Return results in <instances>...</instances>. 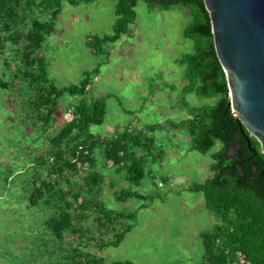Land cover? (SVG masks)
<instances>
[{"label": "trees", "instance_id": "obj_1", "mask_svg": "<svg viewBox=\"0 0 264 264\" xmlns=\"http://www.w3.org/2000/svg\"><path fill=\"white\" fill-rule=\"evenodd\" d=\"M77 5L94 0H0V54L6 67L0 78V90L11 91V102L19 110L24 127L35 131L31 143L22 146V160L29 163L4 172L2 182L22 181L21 190L28 208L43 209L46 218L42 229L51 238H40L34 252L22 257L2 252L6 264H132L107 263L88 251L94 242V229L99 236L98 249L117 246L130 230L123 220L133 218L108 210L100 200L104 177L94 157L98 148L103 159L113 162V172L124 174L130 185L139 186L143 174L141 156L136 149L147 148L150 138L145 133L153 127L123 129L111 137H99L89 128L100 125L105 115V100H87L90 76L98 70L84 72L77 85L57 87L47 76L46 61L41 53L47 37L54 32V22L61 3ZM115 20L110 35H91L88 49L104 54L105 45L128 33L135 22L138 1L163 10L181 6L191 22L183 31L184 38L194 43L192 53L175 63L184 67L182 93L194 94L213 101L210 105L190 106L184 99L180 107L187 118L176 124L186 132L189 149L210 154V175L203 183H192L187 190L202 193L204 206L212 214L211 228L199 234L203 246L202 264H234L235 252H241L251 264H264V156L258 142L249 137L227 107L228 89L224 73L216 57L210 20L203 0H112ZM49 13L45 21L40 15ZM80 96L71 106L72 117L53 134L60 98ZM242 129V130H241ZM22 139L27 136L23 133ZM248 136L250 148L244 138ZM145 150V149H144ZM88 163L85 171L72 160ZM30 171V172H29ZM1 175V174H0ZM1 179V176H0ZM1 182V181H0ZM119 202L141 199L136 192L124 189L115 194ZM45 258V260H41Z\"/></svg>", "mask_w": 264, "mask_h": 264}, {"label": "rangeland", "instance_id": "obj_2", "mask_svg": "<svg viewBox=\"0 0 264 264\" xmlns=\"http://www.w3.org/2000/svg\"><path fill=\"white\" fill-rule=\"evenodd\" d=\"M134 10L135 22L129 26L128 33L106 44L104 54H95L88 49L86 40L91 35L111 34L114 2L99 0L71 5L63 1L54 22L55 31L41 49L47 76L59 88L77 85L84 72L98 70L96 76H90L86 97L89 101L104 99L105 115L100 125L89 128L91 134L111 137L117 130L128 127L154 128L145 133L150 138L148 147L136 149L143 165L139 186L130 185L121 175L116 176L112 167L103 165L100 151L95 149L97 165L104 177L100 200L108 210L134 217L119 225L129 226L130 230L115 247L98 249L99 239L105 240L112 233L102 237L91 229L94 242L88 251L107 263L202 264L203 246L194 235L195 231H203L204 226L197 224H205L208 213L202 193L186 188L209 178L210 154L217 147L201 155L189 149L188 137L187 141L183 139L184 131L172 129L187 118L185 111L180 110L183 97L193 107L210 105L213 101L182 93L184 67L175 60L194 49L193 41L182 36L183 29L191 22L185 9L177 5L163 10L138 1ZM83 15L91 20L85 21ZM48 17L49 13L45 12L40 20ZM3 56L0 54V78L5 76ZM12 94L0 90V264H6L2 252L22 257L36 250L40 238H51L42 229L46 212L25 205L21 190L24 178L14 185L2 182L5 171L29 163L22 160L26 152L21 147L36 136L17 117L19 110L11 102ZM79 99L80 96L68 94L60 98L55 114L58 123L51 134L68 121L65 112ZM18 128L30 136L23 140L22 130ZM124 189L136 192L141 199L117 201L115 194Z\"/></svg>", "mask_w": 264, "mask_h": 264}, {"label": "water", "instance_id": "obj_3", "mask_svg": "<svg viewBox=\"0 0 264 264\" xmlns=\"http://www.w3.org/2000/svg\"><path fill=\"white\" fill-rule=\"evenodd\" d=\"M203 4L227 84V107L264 156V0H203ZM244 138L250 148L248 136Z\"/></svg>", "mask_w": 264, "mask_h": 264}, {"label": "built area", "instance_id": "obj_4", "mask_svg": "<svg viewBox=\"0 0 264 264\" xmlns=\"http://www.w3.org/2000/svg\"><path fill=\"white\" fill-rule=\"evenodd\" d=\"M73 114V108L69 107L67 108L66 112H65V118L66 119H70L72 117ZM129 129H132L130 127H128ZM123 130V129H121ZM72 162H74L76 164V167L80 170H86L88 167V163H81L80 161H77V159L72 160ZM107 164L109 167L113 166V162L111 160L107 161ZM161 184H159L160 186ZM235 262L234 264H251L249 261L246 260L245 256L241 253V252H235Z\"/></svg>", "mask_w": 264, "mask_h": 264}, {"label": "crops", "instance_id": "obj_5", "mask_svg": "<svg viewBox=\"0 0 264 264\" xmlns=\"http://www.w3.org/2000/svg\"><path fill=\"white\" fill-rule=\"evenodd\" d=\"M95 1H99V0H94L93 2H95ZM92 2V3H93ZM86 9V8H85ZM88 9V8H87ZM83 17H84V20L85 21H87V22H89L90 20H91V18H90V16H88V15H83ZM55 31V30H54ZM98 79V78H97ZM95 80H96V77H95ZM180 110L182 111L183 109L180 107ZM172 130H175V128H173ZM144 131H146V128L144 129ZM178 131H180V132H182L183 130L182 129H180V128H178ZM185 132V131H184ZM99 137H105V136H99ZM183 139H184V141L187 139V134H186V132H185V135L183 136ZM187 141V140H186ZM97 154V153H96ZM96 154H94V157H96ZM122 176V178L124 179V174L123 173H121V174H119V176ZM117 176V175H116ZM125 180V179H124ZM187 189V188H186ZM204 208H205V206H204ZM206 209V208H205ZM206 211H207V209H206ZM206 213H208V219H206V221L207 222H205V224H203V225H200V224H197V225H199V226H204V229H203V231H205V230H208L209 228H211L212 227V225H213V223H214V220H213V216H212V214H210L208 211L206 212ZM208 222L211 224L210 225V227H208ZM203 231H200L199 233H197L198 231H195V235H194V237H197V238H199V234L201 233V232H203ZM197 234V235H196Z\"/></svg>", "mask_w": 264, "mask_h": 264}]
</instances>
